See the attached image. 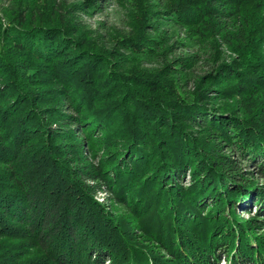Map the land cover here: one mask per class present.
I'll use <instances>...</instances> for the list:
<instances>
[{"label":"trees","instance_id":"1","mask_svg":"<svg viewBox=\"0 0 264 264\" xmlns=\"http://www.w3.org/2000/svg\"><path fill=\"white\" fill-rule=\"evenodd\" d=\"M99 1L0 6V238L55 264H264V190L242 167L264 178V70L222 62L191 82L146 19L97 46L73 8ZM170 1L154 12L188 31L174 48L217 36L259 57L247 0Z\"/></svg>","mask_w":264,"mask_h":264},{"label":"rangeland","instance_id":"2","mask_svg":"<svg viewBox=\"0 0 264 264\" xmlns=\"http://www.w3.org/2000/svg\"><path fill=\"white\" fill-rule=\"evenodd\" d=\"M34 1L40 2L46 9H51L52 4L50 3L53 1L62 2L67 8H71L73 3L77 2L79 4L84 0ZM247 1L249 6L246 11L249 15L251 13L249 20H252L256 24L257 20H261L260 23L264 24V0ZM170 2V0H100L97 4L98 8L96 6L87 7L86 5H82L81 7L75 6L73 11L75 13L74 16L85 27L83 32L94 39L97 46L106 44L108 48H112L111 46L115 44L114 42L119 41L126 34L137 36L138 32L142 31V24L146 19L148 25L145 27L144 33L148 38L160 40V46L162 44L165 49H168L163 55L170 59L171 57H180L187 63H192L186 71L188 77H191L189 78L191 82L195 75L203 74L204 69L222 62L235 63L239 70L248 69L254 64H257L256 69L260 67L264 70V44L262 42H259L256 48L259 57H238L239 53L231 50L233 48L225 46L223 41L217 36H212L208 40H201L200 36L195 38L188 46L178 45L174 48V41L186 38L188 31H181L179 28L168 24L158 23L154 12L157 9H163ZM9 3L8 0H0L1 7L9 6ZM0 13H2V10H0ZM165 29L169 31L168 36L164 35ZM256 37L254 36L255 40ZM110 42L112 44L109 45ZM162 49L160 50L162 51ZM195 52L199 55L196 62L189 57ZM259 71L262 70L260 69ZM225 83L233 84L235 80L228 79ZM218 104H223V102ZM246 165H249L247 169L245 168ZM242 167L249 173H254V176L251 177L253 183L257 185L256 188L264 190V178H260L256 168L246 161H243ZM189 180L190 178L188 177L186 182ZM95 199L100 203L110 204L105 194L99 193L95 196ZM124 210L125 208L116 210V214H119V212L122 214ZM239 210L241 211V209ZM255 212L256 209L253 208V213ZM239 218L240 220L247 221L250 217L248 214L240 213ZM258 235H264V231ZM0 253L4 256L5 262L7 256L11 257V261L14 258L16 263L10 262L9 264H55L53 259L46 252L39 249L32 238L25 234H18L17 238H0ZM222 264L225 263L222 262Z\"/></svg>","mask_w":264,"mask_h":264}]
</instances>
